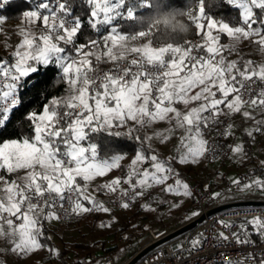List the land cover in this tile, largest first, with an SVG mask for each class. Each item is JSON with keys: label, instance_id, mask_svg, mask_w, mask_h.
<instances>
[{"label": "snow or ice", "instance_id": "snow-or-ice-1", "mask_svg": "<svg viewBox=\"0 0 264 264\" xmlns=\"http://www.w3.org/2000/svg\"><path fill=\"white\" fill-rule=\"evenodd\" d=\"M9 3L0 0V7ZM83 3L89 9L85 18L73 15L71 0H35L17 26L21 42L11 59L0 58V128L22 104L20 91L27 79L41 67H56L65 84L63 96L27 115L30 135L0 143V239L9 245L0 248V264H6L2 257L9 254L24 258L45 248L59 256L57 249L44 243L50 239L45 223L109 213L99 195H115L125 209L155 187L192 198L194 193L174 164H195L208 155L215 158L220 145L206 135L215 131L217 137L233 136L231 121L238 114L252 121L244 130L246 136L254 140L264 134V62L246 59L240 50L247 41L264 54V0H213L217 7L222 3L238 10V22L209 14L206 0H194L195 7L189 0L186 9H177L163 21L174 32L187 33L189 25L195 28L199 40L183 43H162L156 27L160 21L139 31L120 27L150 7L148 0ZM176 16H186L188 23H175ZM4 23L0 17V33ZM85 25L94 35L81 42ZM222 37L228 43H222ZM145 38L146 43H136ZM9 41L10 36L6 48ZM161 122L168 127L148 131ZM177 132L182 135L176 154L162 159L152 141L166 144ZM97 135L125 137L137 146L124 176L92 188L97 178L124 167L127 156L115 149L102 154ZM229 149L239 159L247 157L242 143ZM232 183L242 192L264 191V177ZM143 207L153 210L148 204ZM199 215L194 211L190 218ZM217 223L226 231L215 232V246L235 242L255 248L256 240L264 244V216ZM106 226L110 225L101 224ZM207 239L199 233L190 241L188 254L200 251ZM221 255L223 264H264V252L240 253L237 259Z\"/></svg>", "mask_w": 264, "mask_h": 264}, {"label": "rangeland", "instance_id": "rangeland-1", "mask_svg": "<svg viewBox=\"0 0 264 264\" xmlns=\"http://www.w3.org/2000/svg\"><path fill=\"white\" fill-rule=\"evenodd\" d=\"M21 24L22 18L17 21L5 20V23L3 24L4 31L3 33H0V52L6 57L11 58L12 52L15 51V46L21 42V36L18 34L17 29V26ZM9 36V43L11 46L6 48L5 40L6 37ZM143 42L146 43V41ZM222 43H228V39L226 37L223 38ZM241 47H243V49L248 48L249 51L247 53H249L251 57L254 55L257 62H264V54L259 53L255 49L256 47L254 45L245 41L240 45V48ZM257 118L260 117L257 116ZM231 123L235 125V134L229 137L231 144L232 142L233 145L238 143L243 144L244 130L252 126V121H245L243 117L238 114L233 118ZM148 131L150 132V129H148ZM180 135H182V133L177 132L176 137L171 139V141L166 144L164 149H158L159 151L157 150L161 158L166 159L176 154L175 149L178 145V137ZM248 144L249 150L246 152L247 157L244 159L237 158L231 152L228 158L218 162H208L206 158H204L195 164H178V167L185 171L183 176H180V178L187 182L189 186H191L194 181L203 182L206 185L217 182L219 187L218 189H215V191L220 192L221 190H225L232 183V180H239V178L244 175L246 169L244 166L247 168H251L253 166L264 167V164H262V162H264V134H257L255 139H250ZM124 160H126V158ZM214 176H216V178L212 179ZM114 177H118L115 170H113L106 177L97 178L91 187L95 188L97 184L109 181ZM169 183H172V181L170 180ZM122 187H127V185L124 184ZM150 191L156 195L155 202L148 204L153 210H147L143 207V205L147 203H145V199L142 197L137 199L134 205L127 209L122 208L121 210H113L108 207L111 210L109 213H86L80 220H77V222L72 224H64L55 220L47 222L45 224L51 230L49 237L56 245V249H66L70 258H72L74 254V249H77L75 244L79 243L87 244V248L82 250V254L88 251L92 253V255L103 252L102 249L98 248V245L95 246L93 244V242L96 241H104L105 247H112L116 245L117 247L112 249L113 252L125 253V251L131 250L135 247L136 242L149 228L157 226L173 228L189 219L188 213L185 216H182V213L186 212L193 200V197L188 198L184 196L165 194L162 190V187H155ZM251 191L264 194V191H260L255 188H253ZM108 196L113 195H99L98 199L103 201V198ZM173 204L179 206L171 207ZM137 206L141 207V210L143 211L138 215L135 213ZM143 215L145 218L141 217ZM101 224L110 226L101 227ZM142 226L144 227L143 229H145L143 235L138 240L129 243L126 248L123 247V245L129 241L130 236H136L142 231ZM121 228L125 229L121 230ZM5 244L7 247H9L6 242ZM6 259L8 264H60L57 257L48 253L47 248L39 250L34 254L24 258H19L15 255L9 254L6 256Z\"/></svg>", "mask_w": 264, "mask_h": 264}, {"label": "trees", "instance_id": "trees-1", "mask_svg": "<svg viewBox=\"0 0 264 264\" xmlns=\"http://www.w3.org/2000/svg\"><path fill=\"white\" fill-rule=\"evenodd\" d=\"M134 2V0H133ZM150 7L140 9L139 17L135 21H122L120 23V27L126 31H139L148 28L149 25L156 24L157 21L160 23L156 24V27L159 30V36L161 38L162 43H167L169 40H173L176 42L183 43L184 40H190L196 34V30L194 27L189 25V31L187 33H179L174 32L171 26H166L163 21L170 16L171 13L176 11L177 9H186L188 7L189 0H148ZM218 2V0H217ZM72 3V13L73 15H79L82 18L87 17L89 9L83 3V0H71ZM35 0H10V3L0 7V17L5 18V20H20L25 11H28L30 6H34ZM193 7H195V3L193 0ZM206 11L209 12L214 17L223 16L225 19L233 20V22H238L239 20V12L236 9H233L226 4H219V6H215L213 0H206ZM175 23H188L187 17L176 16ZM94 35L91 30L85 25L84 31L80 34L81 42L84 40L86 36ZM225 37H222V39ZM146 41L145 39H141L137 41V44ZM246 58V56H244ZM0 58H7L3 53L0 52ZM248 59V58H246ZM65 84L59 81L58 71L56 67H41L40 70L33 74L30 79H27L26 84L23 89L20 91V95L22 96V104L18 106V108L14 111V113L10 114L11 118L5 127L0 128V143L19 138L22 134L30 135L31 127L30 123L27 120V115L32 111L39 112L42 110L43 106L47 104L52 98H57L63 96ZM120 131H126V129H119ZM243 145L246 152L249 150V141L250 138L248 136L243 135ZM95 141L100 145L102 154L110 153L112 150H119L127 153L126 158L128 161H122L121 169H117V176H124V169L130 163L131 159L135 155L136 143L134 141H130L125 137H112L108 135H97L95 137ZM153 149H155L153 147ZM156 150V149H155ZM158 153V151L156 150ZM163 159V158H162ZM165 159V158H164ZM167 159V158H166ZM176 170L180 173V176H183L185 173L184 170L178 167V164H174ZM245 172L244 175L248 177L259 176L264 177V167L253 166L251 168H247L244 166ZM219 185L217 182H213L209 184V188L211 190L218 189ZM145 203L149 204L155 202L156 195L153 192L149 191V193L143 197ZM155 198V199H153ZM137 201V200H136ZM196 211L188 212L189 217L191 214ZM141 207L137 206V210L135 213L137 215L142 213ZM139 217V216H138ZM145 218V216H141ZM140 218V217H139ZM77 221L65 222L64 224H72ZM142 226V231L136 236H130L129 241L123 245V247H127L129 243L138 240L144 233ZM125 228H121L124 230ZM51 230L45 224V235L49 237ZM253 239L256 240V237L253 236ZM259 240H256V242ZM47 245L56 249V245L53 243L51 239H47L44 241ZM5 244V243H4ZM3 243H0V248H5ZM95 246L98 245L99 249H102L103 252L110 251L117 246L114 245L112 247H105L104 241L93 242ZM77 249H74V254L72 258L68 256V251L66 249L58 251L60 253L59 256H55L58 259L60 264H91L92 253L89 251L82 254V250L87 248V244H75ZM101 252V253H103ZM49 253V251H48ZM99 253V254H101ZM4 261L7 263L6 256L2 257ZM258 264V262H257Z\"/></svg>", "mask_w": 264, "mask_h": 264}, {"label": "built area", "instance_id": "built-area-1", "mask_svg": "<svg viewBox=\"0 0 264 264\" xmlns=\"http://www.w3.org/2000/svg\"><path fill=\"white\" fill-rule=\"evenodd\" d=\"M199 37L195 35L190 41L196 42ZM103 67H111V65H103ZM79 111V109H77ZM222 130V128H221ZM209 141L218 143L220 150L217 152L216 157L208 155L206 160L208 162H218L228 158L231 154L229 145H232L230 138L217 137L215 131L206 135ZM214 176L212 179H215ZM249 178L243 175L239 178L241 181H246ZM126 188V187H125ZM194 193L193 200L187 208L186 212L182 213L185 216L188 212L196 210L200 214L205 213L207 210L229 203L235 202H261V204H250L230 207L218 211L216 213L206 215L202 222L198 223L194 228L174 237L159 245L144 252L134 264H223V256L227 254L233 259L239 258L240 253L248 252H264V244L259 241L256 242V247H238L235 242L229 243L223 247L215 246L217 241L214 234L217 231H226L217 221L223 219L225 221H233L239 223L246 219H251L254 216H264V194L248 191L242 192L240 187L231 183L227 189L216 192L211 190L209 185L203 182L194 181L190 186ZM214 193H220L219 197L213 196ZM136 201V200H135ZM135 201L131 202L130 206L134 205ZM104 204L113 209L121 210L120 202L116 196H108L103 198ZM84 215V214H83ZM83 215L73 216L68 219H61L58 222L65 223L80 220ZM198 217V216H197ZM197 217L190 218L176 227H151L145 234L136 242L133 249L124 252H113L112 250L103 252L101 254H93L91 257V264H128L138 253L151 246L152 244L169 236L179 226L193 220ZM232 231H236L235 228ZM199 233H203L208 239L204 247L200 251H193L191 255L188 254L190 241L195 238ZM182 245L183 249L177 248ZM129 251V252H128ZM128 252V253H127Z\"/></svg>", "mask_w": 264, "mask_h": 264}, {"label": "water", "instance_id": "water-1", "mask_svg": "<svg viewBox=\"0 0 264 264\" xmlns=\"http://www.w3.org/2000/svg\"><path fill=\"white\" fill-rule=\"evenodd\" d=\"M250 204H261V202H252V201H248V202H235V203H229V204H223V205H219L216 207H213L209 210H207L205 213L200 214L197 218L190 220L189 222L179 226L178 228H176L169 236H167L166 238L152 244L151 246L147 247L146 249H144L143 251H141L140 253H138L128 264H134L139 258L140 256L146 252L147 250L159 245L162 242H165L171 238H174L192 228H194L198 223L202 222L203 219L205 218L206 215H210L213 213H216L218 211L224 210V209H228L230 207H235V206H242V205H250Z\"/></svg>", "mask_w": 264, "mask_h": 264}, {"label": "crops", "instance_id": "crops-1", "mask_svg": "<svg viewBox=\"0 0 264 264\" xmlns=\"http://www.w3.org/2000/svg\"><path fill=\"white\" fill-rule=\"evenodd\" d=\"M144 42H141L140 44H143ZM256 49V48H255ZM240 50H241V53L244 55V56H246V58H248V59H252V60H254V61H256L255 60V57H254V55H252V57L249 55V53H247L249 50H248V48H245V49H243V47H241L240 48ZM232 59H236V56L235 55H233L232 57H231ZM257 62V61H256ZM257 63H261V62H257ZM168 127V125L166 124V123H163V122H161V123H158V124H156V125H154V127L152 128V129H150V132H152V131H155V130H162V129H165V128H167ZM207 138V137H206ZM171 141V140H170ZM170 141H168L166 144H168ZM152 144H154V145H152V147H154L156 150H158V149H164V147L166 146V144H161L159 141H157V140H153L152 141ZM232 145H233V142H232ZM167 149V148H166ZM159 151V150H158ZM128 160V158H126V160H124V161H127ZM0 243H5V241L3 240V239H0ZM4 246H5V248L7 247V245L6 244H4Z\"/></svg>", "mask_w": 264, "mask_h": 264}]
</instances>
